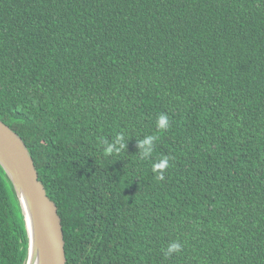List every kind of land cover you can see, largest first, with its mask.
Returning a JSON list of instances; mask_svg holds the SVG:
<instances>
[{"label":"trees","instance_id":"trees-1","mask_svg":"<svg viewBox=\"0 0 264 264\" xmlns=\"http://www.w3.org/2000/svg\"><path fill=\"white\" fill-rule=\"evenodd\" d=\"M0 121L66 264H264V0H0ZM27 254L0 166V264Z\"/></svg>","mask_w":264,"mask_h":264},{"label":"water","instance_id":"water-1","mask_svg":"<svg viewBox=\"0 0 264 264\" xmlns=\"http://www.w3.org/2000/svg\"><path fill=\"white\" fill-rule=\"evenodd\" d=\"M0 166L19 200L28 236L25 264H66L65 238L57 205L39 178L27 144L0 121Z\"/></svg>","mask_w":264,"mask_h":264},{"label":"clouds","instance_id":"clouds-1","mask_svg":"<svg viewBox=\"0 0 264 264\" xmlns=\"http://www.w3.org/2000/svg\"><path fill=\"white\" fill-rule=\"evenodd\" d=\"M168 117L164 114H161L158 118L157 121V127L160 129H166L168 127ZM121 139V137H117V140ZM156 139V137L154 136H148L143 142H142V147H144L145 145H147L148 147L145 149L144 151V156H150L152 153V144L153 141ZM107 153L111 154L113 153V147L111 145L108 146V148L106 149ZM169 166V161L168 158H163L161 159L159 162L155 163L153 165V171L154 172H159L160 173V178L163 179V172L164 170L167 169V167ZM180 244L178 243H172L168 246V255H171L174 252H179L180 251Z\"/></svg>","mask_w":264,"mask_h":264}]
</instances>
